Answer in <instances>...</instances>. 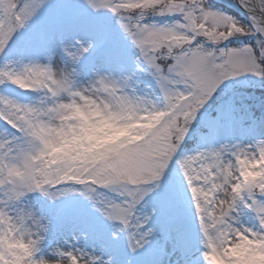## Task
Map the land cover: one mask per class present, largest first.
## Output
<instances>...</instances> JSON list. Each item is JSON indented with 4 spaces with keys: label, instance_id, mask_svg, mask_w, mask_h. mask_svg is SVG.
I'll list each match as a JSON object with an SVG mask.
<instances>
[{
    "label": "snow or ice",
    "instance_id": "obj_1",
    "mask_svg": "<svg viewBox=\"0 0 264 264\" xmlns=\"http://www.w3.org/2000/svg\"><path fill=\"white\" fill-rule=\"evenodd\" d=\"M234 4L0 0V264H264V100L210 115L264 84Z\"/></svg>",
    "mask_w": 264,
    "mask_h": 264
},
{
    "label": "rangeland",
    "instance_id": "obj_2",
    "mask_svg": "<svg viewBox=\"0 0 264 264\" xmlns=\"http://www.w3.org/2000/svg\"><path fill=\"white\" fill-rule=\"evenodd\" d=\"M215 1L225 3L226 5L235 8L239 12L242 11V10L240 11V9H238L235 6L234 0H215ZM226 89H227L226 92L221 95L220 99L216 100L213 103V107L210 110V115L215 116L216 115L215 107L222 100L227 99L229 96H234L238 102L242 101L244 103H247L249 107L252 109V111L259 114V111L261 109V102L262 100H264V95H262L264 94V84L257 82L250 77L241 78V79L229 81L226 85ZM188 147L189 148L195 147L194 142L192 144L189 143Z\"/></svg>",
    "mask_w": 264,
    "mask_h": 264
},
{
    "label": "trees",
    "instance_id": "obj_3",
    "mask_svg": "<svg viewBox=\"0 0 264 264\" xmlns=\"http://www.w3.org/2000/svg\"><path fill=\"white\" fill-rule=\"evenodd\" d=\"M211 2H212L213 4H215V6H218V7H220V8L222 7L224 10L231 11L233 15H239L241 18H244V15H243L241 12H239L238 10H236V9H233V8H231V7H229V6L225 5V4H223V3H221V2H217V1H215V0H211ZM189 143L192 144L193 142H189ZM188 145H189V144H188Z\"/></svg>",
    "mask_w": 264,
    "mask_h": 264
}]
</instances>
